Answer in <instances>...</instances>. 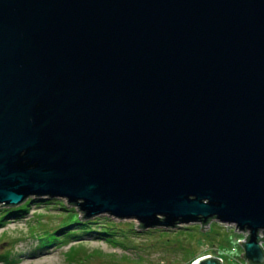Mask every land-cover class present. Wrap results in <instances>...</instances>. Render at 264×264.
<instances>
[{"label":"water","instance_id":"1","mask_svg":"<svg viewBox=\"0 0 264 264\" xmlns=\"http://www.w3.org/2000/svg\"><path fill=\"white\" fill-rule=\"evenodd\" d=\"M32 196L264 264V0H0V205Z\"/></svg>","mask_w":264,"mask_h":264},{"label":"rangeland","instance_id":"2","mask_svg":"<svg viewBox=\"0 0 264 264\" xmlns=\"http://www.w3.org/2000/svg\"><path fill=\"white\" fill-rule=\"evenodd\" d=\"M51 200L50 204L32 203L20 217L5 219L1 215L6 206L0 205V264H194L205 255L220 258L223 264H247L239 241L243 234L235 225L202 227L201 222H190L175 227L140 228L137 219L108 214L97 217L103 224L107 218L111 220L116 243L82 235L65 243L55 240L58 243L43 247L40 237L31 234L39 214H47L44 220L57 229L81 212L79 207L71 211L66 198Z\"/></svg>","mask_w":264,"mask_h":264},{"label":"trees","instance_id":"3","mask_svg":"<svg viewBox=\"0 0 264 264\" xmlns=\"http://www.w3.org/2000/svg\"><path fill=\"white\" fill-rule=\"evenodd\" d=\"M51 199L52 197H49V196L48 198L47 197H34V196L29 197L19 207L6 206L2 208L1 218L5 219L11 216L20 217L22 213L28 210L29 206L32 205V203H35L37 205L41 203L50 204L52 203ZM67 202L72 207L71 211L75 210L74 207L78 208L77 204L70 203L69 201ZM79 210H80V207H79ZM71 213L69 212V214ZM75 214L76 215L74 216L72 221L67 222V223L63 222L64 224H62V226L58 227L57 229H54L48 222H46L47 220H44L47 214H44V213L39 214L40 217H38V220H36L37 225L32 226V229L33 227H35L33 229L35 232L31 234L35 237H40L39 239L43 247L53 245L54 243H58V241L60 240H61L60 242L65 243V242H68L69 239L71 238H75L77 236H82V235L100 237L107 241H113L114 243L117 242L115 241L116 238L114 234L116 232V229L112 225V222L109 218H107L106 219L107 222L105 221L106 223L103 224L104 222L99 221L98 219L100 218L97 216L86 219L83 217L85 213L82 211L79 212V214L78 212H76ZM212 219L214 220V218H210L211 221H213ZM210 220L207 222V224L210 223ZM70 226L75 227V228L72 229ZM204 226H206V224ZM139 227L142 228V224H139ZM39 229L41 230V233L39 232ZM110 237H113V239H110ZM55 240H58V241H55Z\"/></svg>","mask_w":264,"mask_h":264},{"label":"bare ground","instance_id":"4","mask_svg":"<svg viewBox=\"0 0 264 264\" xmlns=\"http://www.w3.org/2000/svg\"><path fill=\"white\" fill-rule=\"evenodd\" d=\"M34 197H47L48 198V196H34ZM14 207H17V206H14ZM201 225H202V227L205 225V224H202L201 223ZM206 225H209V224H206ZM211 225V224H210ZM233 226V225H232ZM234 227H236L238 230L237 231H239L238 233H240L241 235H242V237H240V240L242 239V238H244L245 236H246V233H247V236H246V241H245V243L248 241V239H249V237H250V235H251V230L250 229H241L239 226H234ZM263 233H264V230L261 228L260 230H259V233H258V235H259V237H260V240H261V243L263 242V240H264V238H262L263 236ZM244 243V244H245ZM244 244H242L243 245V249L245 248V246H244ZM245 254V249H244V253H243V255ZM205 257H208V255H205V256H203V257H201V258H205ZM198 259H200V258H198ZM197 259V260H198ZM219 259V258H218ZM244 259H246L245 257H244ZM220 260V259H219ZM221 261V260H220ZM246 262H247V264H249V262H248V260L246 259ZM222 263V262H221Z\"/></svg>","mask_w":264,"mask_h":264},{"label":"built area","instance_id":"5","mask_svg":"<svg viewBox=\"0 0 264 264\" xmlns=\"http://www.w3.org/2000/svg\"><path fill=\"white\" fill-rule=\"evenodd\" d=\"M208 225H206L205 227H207ZM246 236H247V233H246ZM246 236L244 237V238H242L241 240H240V242H241V244H244L245 243V241H246ZM263 237L262 238H264V233H263V235H262ZM262 243H264V240H263V242Z\"/></svg>","mask_w":264,"mask_h":264}]
</instances>
